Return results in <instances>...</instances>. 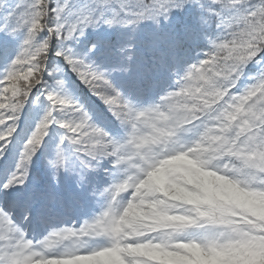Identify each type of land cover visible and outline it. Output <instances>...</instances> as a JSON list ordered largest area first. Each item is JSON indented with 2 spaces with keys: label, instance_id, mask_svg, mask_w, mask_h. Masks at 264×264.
Wrapping results in <instances>:
<instances>
[{
  "label": "snow or ice",
  "instance_id": "snow-or-ice-1",
  "mask_svg": "<svg viewBox=\"0 0 264 264\" xmlns=\"http://www.w3.org/2000/svg\"><path fill=\"white\" fill-rule=\"evenodd\" d=\"M0 264H264V0H0Z\"/></svg>",
  "mask_w": 264,
  "mask_h": 264
},
{
  "label": "trees",
  "instance_id": "trees-1",
  "mask_svg": "<svg viewBox=\"0 0 264 264\" xmlns=\"http://www.w3.org/2000/svg\"><path fill=\"white\" fill-rule=\"evenodd\" d=\"M184 20H185L184 17L177 18V17L174 16L172 23H173V25H175L176 27H178L180 23H183L184 22ZM97 35H100V33H98ZM94 38H95L94 35H90L89 36V39H94ZM195 53H196V50L194 48L191 49L188 52L189 55H192V54H195ZM149 66H150V62H149V65H145L146 68L149 67ZM154 74L155 73H153V75ZM42 163L43 162L41 160H38L37 161L36 165L34 166V172L37 171V170H42ZM65 189L67 191H74L75 190L74 179L72 177L67 176V175H65V176L62 177V179H61V188L58 189V191L59 190H65Z\"/></svg>",
  "mask_w": 264,
  "mask_h": 264
},
{
  "label": "rangeland",
  "instance_id": "rangeland-1",
  "mask_svg": "<svg viewBox=\"0 0 264 264\" xmlns=\"http://www.w3.org/2000/svg\"><path fill=\"white\" fill-rule=\"evenodd\" d=\"M195 55H196V53H195V54H192V55H189V54H188V58H189V59L194 58ZM56 210H57V209H56ZM15 212H16L17 217L19 218V217L21 216V215H20V211H19V209H17ZM60 216H61V218H62V217H66V216H63V215H60ZM75 216H76V214H75V213H72L71 216H70V219H69L68 221H66V222H68V223H72V222L74 221Z\"/></svg>",
  "mask_w": 264,
  "mask_h": 264
}]
</instances>
